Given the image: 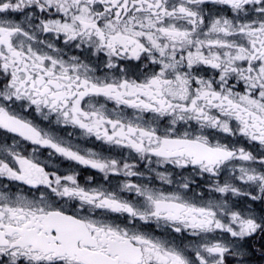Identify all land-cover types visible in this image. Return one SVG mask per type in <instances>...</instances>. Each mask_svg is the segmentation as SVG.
<instances>
[{
    "label": "snow or ice",
    "instance_id": "obj_1",
    "mask_svg": "<svg viewBox=\"0 0 264 264\" xmlns=\"http://www.w3.org/2000/svg\"><path fill=\"white\" fill-rule=\"evenodd\" d=\"M0 264H264V0H0Z\"/></svg>",
    "mask_w": 264,
    "mask_h": 264
}]
</instances>
